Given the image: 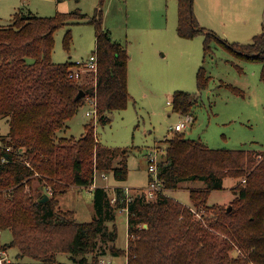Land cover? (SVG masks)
I'll use <instances>...</instances> for the list:
<instances>
[{
  "label": "trees",
  "instance_id": "obj_1",
  "mask_svg": "<svg viewBox=\"0 0 264 264\" xmlns=\"http://www.w3.org/2000/svg\"><path fill=\"white\" fill-rule=\"evenodd\" d=\"M102 16L100 5L89 19L95 26L97 71L81 73L80 78L69 76L73 61L51 59L55 31L70 19H81L79 8L52 15L18 10L11 23L0 25V118L9 123L8 132L0 133V145L11 147L4 152L7 160L0 159V232L10 229L11 239L0 243V251L15 247L19 259H34L5 264H101L106 244L108 253L125 256L126 264H264V149L211 148L175 130L164 136V148L155 141L162 149L158 177L165 190L176 189L184 180L203 181L204 187L189 190L188 203L164 192L152 200L135 193L126 202L122 186H115L116 200L111 202L104 186H94L95 214L89 221H77L71 210L59 206L62 191L70 185H92L95 171L112 172L116 180L128 174L127 149L101 144L90 120L78 137L56 138V131L89 98L96 102L100 124L128 104L129 51L102 25ZM262 24L250 42H229L199 24L193 0H177L179 36L203 34V58L216 42L239 59L259 62L264 82V12ZM70 41L67 29L66 49ZM209 78L200 65L199 91L208 87ZM80 89L84 95L75 99ZM196 99V93L176 90L172 110L188 115ZM225 177L237 179L234 197L226 206L209 203L210 191L220 188ZM35 179L44 181L50 192L47 200H39L43 192L33 194ZM125 207L126 245L119 247L114 220L116 211ZM57 252L69 253L71 262L57 260Z\"/></svg>",
  "mask_w": 264,
  "mask_h": 264
},
{
  "label": "rangeland",
  "instance_id": "obj_2",
  "mask_svg": "<svg viewBox=\"0 0 264 264\" xmlns=\"http://www.w3.org/2000/svg\"><path fill=\"white\" fill-rule=\"evenodd\" d=\"M193 2L199 24L229 42L247 43L262 31L264 0H214L213 12L207 9L209 0ZM100 5L102 25L110 30L114 39L126 44L130 52L127 62L128 104L125 108L111 111L107 123L94 126L92 118L86 114L89 108L86 102L65 121V130L56 131V138L78 137L84 130V123L90 120L101 144L127 149L128 174L126 179L116 180L112 172H104L106 177H103L102 171H95L92 185H70L58 195L61 208L71 210L77 221H89L95 214L92 187L104 186L110 197L115 195V186L128 187L130 193L142 192L147 187L146 152L156 140L164 148V136H171L175 132L174 124L186 118V115L168 107L176 90L197 95L188 114L192 119L186 121V126L180 130L187 137L200 140L211 148L264 149L261 64L239 59L216 42H212V49L203 58V34L186 38L176 32L177 0H103L102 4L100 0H0V25L11 23L18 10L52 15L79 8L81 19H70L55 31L51 59L53 62L85 60L95 49V26L89 19ZM67 29H71L68 49L63 46V35ZM200 65L204 66L210 78L208 87L199 91L196 72ZM225 84L237 86L241 92ZM8 129L6 117L0 118V133L5 135ZM158 156L161 157L160 150ZM117 159L120 160L121 156ZM236 180L223 178L221 187L210 191L208 202L228 205L235 195L232 187ZM43 182L33 181L34 195L42 192L50 195L49 190L42 186ZM204 186L201 180H184L176 189H167L164 193L188 203L189 190ZM114 222L118 235L115 243L124 247L126 210L118 209ZM10 239V229L0 232L1 244ZM107 247L108 244L103 246L105 253L100 254V259L104 260L100 261L101 264H108L109 259V264H126L125 256H111ZM17 252L15 247L0 251V264L17 259L34 261L29 256L19 259ZM237 253L236 249L232 251L233 255ZM56 258L61 262H71L69 253L57 252Z\"/></svg>",
  "mask_w": 264,
  "mask_h": 264
},
{
  "label": "built area",
  "instance_id": "obj_3",
  "mask_svg": "<svg viewBox=\"0 0 264 264\" xmlns=\"http://www.w3.org/2000/svg\"><path fill=\"white\" fill-rule=\"evenodd\" d=\"M72 67H70V72L69 76L73 78H80L81 73L84 72H93L96 73L97 71V66H98V58H97V53L95 51H92L90 54H88L87 58L85 60H77L73 61ZM89 105V108L86 111V114L92 118L94 126L96 123H98V113L96 109V102L94 99H87L86 101ZM192 117L190 115H186V118L184 120H180L174 124V130H182L186 126V121L191 120ZM11 150L10 146H4L0 145V159L1 161L7 160L8 156L4 152H8ZM162 151L161 148L157 147L155 144L152 148H150L146 152V159L148 160V173L150 175V179L148 181V184L146 185L147 187L142 191L138 193L144 194L145 198L147 200H152L155 199L156 196L160 192H164L165 189L162 185V181L158 177V168L157 164L158 161L160 160L158 156V152ZM2 151V152H1ZM102 176L106 177V173L102 172ZM123 192H124V199L126 202L130 201L131 198L135 193H130L128 187H123ZM116 200V195L111 197V202H114ZM124 210H127V208H121ZM127 235V234H126ZM101 262H104L103 259H100ZM107 263H110V260L107 261Z\"/></svg>",
  "mask_w": 264,
  "mask_h": 264
},
{
  "label": "crops",
  "instance_id": "obj_4",
  "mask_svg": "<svg viewBox=\"0 0 264 264\" xmlns=\"http://www.w3.org/2000/svg\"><path fill=\"white\" fill-rule=\"evenodd\" d=\"M213 1H214V0H209L208 8H207L208 10H212V12H213V10H214V5L212 4ZM193 4H194V7H193V8H194V10H195V9H196L195 2H193ZM198 9H199V11H200V13H201L202 10H201V5H200V4L198 5ZM196 13L199 14V12H197V11H196ZM198 14H197V15H198ZM198 16H199V15H198ZM176 24H177V23H176ZM109 31H110V30H109ZM110 33H111V32H110ZM129 55H130V52H129ZM170 104H171V103H170ZM170 104H169V106H170ZM169 106H168V107H169ZM65 126H66V125H65ZM65 129H66L65 127L62 128V130H65ZM145 156H146V154H145ZM145 158H146V157H145ZM147 180H148V173H147ZM109 260H110V259H109ZM110 261H111V260H110Z\"/></svg>",
  "mask_w": 264,
  "mask_h": 264
},
{
  "label": "water",
  "instance_id": "obj_5",
  "mask_svg": "<svg viewBox=\"0 0 264 264\" xmlns=\"http://www.w3.org/2000/svg\"><path fill=\"white\" fill-rule=\"evenodd\" d=\"M84 95V92H83V90H79L78 92H77V94L75 95V99H78V98H80V97H82ZM172 104H170V108H172ZM44 194V196L42 197V198H40L39 200L40 201H45V200H47L48 199V197H49V195L47 194V193H43ZM231 208V205H229L228 207H227V209L229 210ZM144 225H146V224H144Z\"/></svg>",
  "mask_w": 264,
  "mask_h": 264
}]
</instances>
